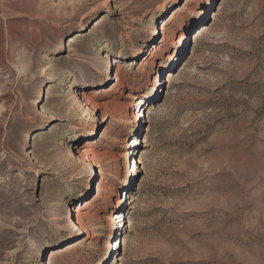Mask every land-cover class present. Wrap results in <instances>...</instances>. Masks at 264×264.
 Segmentation results:
<instances>
[{
	"label": "rangeland",
	"instance_id": "obj_1",
	"mask_svg": "<svg viewBox=\"0 0 264 264\" xmlns=\"http://www.w3.org/2000/svg\"><path fill=\"white\" fill-rule=\"evenodd\" d=\"M50 262L264 264V0H0V264Z\"/></svg>",
	"mask_w": 264,
	"mask_h": 264
},
{
	"label": "bare ground",
	"instance_id": "obj_2",
	"mask_svg": "<svg viewBox=\"0 0 264 264\" xmlns=\"http://www.w3.org/2000/svg\"><path fill=\"white\" fill-rule=\"evenodd\" d=\"M190 1V0H189ZM193 2H195V1H197V0H192ZM76 40L74 39V40H70V43H74ZM101 41V39L100 40H98L97 42L99 43ZM102 44V43H101ZM105 47V45L103 46V48ZM150 56H151V54H150ZM116 77H118V75L116 76ZM154 82H155V80H154ZM70 85H68L67 87H69ZM140 112V111H139ZM138 112V113H139ZM85 114V112H84V110H83V112H82V115H84ZM143 114L141 113L140 115L138 114L137 116L138 117H140V116H142ZM143 117H145V116H143ZM135 143H136V141H133L130 145L128 144H126V148H130V147H132L133 145H135ZM129 155V154H128ZM127 155H123V157L125 158ZM136 162V161H135ZM137 165H138V163L136 162L135 163V167H137ZM103 184V179H102V177L100 178V181H99V183H98V186H97V188H96V195L91 199V200H88V202H85V204H80V205H77L76 206V209L74 210V212H75V219H76V221H77V224H75V225H78V226H76V227H78V230H81L83 233H86L87 232V228L85 227V225L83 224V222H82V211L84 210V209H87V207L88 206H90L93 202H95L98 198H99V196H100V192H101V185ZM69 219V221H71V217H69L68 218ZM74 225V226H75ZM120 245V244H119ZM49 264H53L52 262H50Z\"/></svg>",
	"mask_w": 264,
	"mask_h": 264
}]
</instances>
